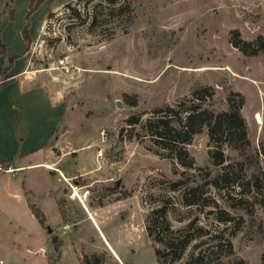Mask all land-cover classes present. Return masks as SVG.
<instances>
[{
	"label": "rangeland",
	"instance_id": "374dc122",
	"mask_svg": "<svg viewBox=\"0 0 264 264\" xmlns=\"http://www.w3.org/2000/svg\"><path fill=\"white\" fill-rule=\"evenodd\" d=\"M62 1L67 2L48 16L40 41L30 46L34 66L50 73L66 100V114L50 142L60 140L53 154L67 172L78 174L62 178L52 191L56 204L53 198L35 197L52 235L64 239L67 230L77 237L83 264H184L199 238L181 258L170 261L156 255L161 244L147 229L152 210L167 205L171 228L197 217L196 223L209 229L200 237L205 243H213L211 235L219 230L230 237L233 253L223 252L224 260L263 264L264 189L243 207L209 185V205H186L184 184L173 189L172 183L202 184L221 168L208 155L206 127L185 144L194 161L186 167L153 140L144 123L154 108L175 105L200 86L213 89L203 104L214 111L226 109L227 97L238 101L241 93L247 141L223 146L225 163H232L240 181L258 174L264 187V155L258 152L264 143V51L246 55L231 42L234 31L245 40L264 36V0H4L0 28L9 16L23 21L22 31L36 33L43 14ZM60 57L72 64L69 72L57 65ZM124 92L135 93L137 104L127 103ZM133 115L139 121L129 124ZM68 122L72 130H67ZM78 152L83 155L77 157ZM95 165L97 170L81 172ZM40 170L34 171L36 189L47 184ZM75 190L79 198L72 197ZM212 198L235 219L217 220ZM239 217L240 226L232 233ZM6 228L9 235L2 241L9 242L7 252L0 250L4 262L13 251L29 253L27 238L15 234L14 226ZM15 240L20 245H13ZM48 247L56 257L55 247ZM61 250L56 264H72L68 248Z\"/></svg>",
	"mask_w": 264,
	"mask_h": 264
},
{
	"label": "crops",
	"instance_id": "0c3cea01",
	"mask_svg": "<svg viewBox=\"0 0 264 264\" xmlns=\"http://www.w3.org/2000/svg\"><path fill=\"white\" fill-rule=\"evenodd\" d=\"M65 2H59L52 10ZM4 7V0H0V16L5 12ZM47 20L48 15L43 14L36 33L32 30L31 48L40 41ZM22 26L23 21L6 16L0 28V47L4 50H0V82L7 75L11 77L7 84L0 86V250L7 252L5 244L9 242L2 241V237L7 238L6 227L10 225L16 228L15 232L18 231L15 234L27 238L25 247L30 254L13 251L7 254V262L0 260V264H49L52 254H49L47 245L54 246L49 230L52 226L41 223L30 202L37 204L35 197L40 196L44 200L53 198L56 204L57 197L52 191L56 190L62 178L67 180L78 174L76 171L67 172L65 167L60 166L61 158H55L53 154V147L60 140L55 144L50 142L66 114V100L50 73L34 66L31 48L26 49ZM13 54L19 55L3 74L2 67L8 65ZM72 127V123L68 122L67 130H72ZM71 146L77 145L71 143ZM82 155L77 153V157ZM36 170H40L41 176L43 172L42 178L47 181L43 189L33 186L32 181H37L34 176L37 175L34 173ZM92 170H97V165L86 167L81 172ZM65 233L64 239L61 237L63 243L58 260L63 254L61 247L65 246L72 264H83L78 238L70 236L67 230ZM16 244L15 240L13 245Z\"/></svg>",
	"mask_w": 264,
	"mask_h": 264
},
{
	"label": "trees",
	"instance_id": "16d2710c",
	"mask_svg": "<svg viewBox=\"0 0 264 264\" xmlns=\"http://www.w3.org/2000/svg\"><path fill=\"white\" fill-rule=\"evenodd\" d=\"M52 13L53 10L50 9L47 15L50 16ZM23 34L27 43L26 49H28L32 36L27 28H24ZM231 42L246 55L264 51L263 35H258L257 39L245 40L239 37L238 31H234ZM18 55L13 54L8 65L4 64L2 67L3 74L6 73ZM10 80L11 77L7 75L0 82V86L7 84ZM212 94L213 89L210 86L197 87L193 89L190 96L180 99L175 105L166 104L154 108L144 124L153 140L165 148L170 156L176 158L186 167H193L194 161L189 156L185 144L189 142L194 133L200 132L206 127L211 142L208 147V155L212 163L221 165V168L213 176L205 179L202 184H188L183 179H178L172 183V188L175 189L184 184L182 187L183 202L186 205H197L203 208L210 204L209 197L205 194L208 190L206 186L213 185L218 189L224 190L228 197L233 196L234 200H236L233 204L244 207L246 204L253 203L256 200L257 193L264 189L261 185V177L258 174H252V177L244 179V182L240 181L237 170L232 166V163H225L226 158L223 148V146H235L241 141H247L246 122L240 111L244 97L241 93H237L239 97L238 101H236L229 95L227 97L228 107L214 111L203 104L206 96ZM124 98L131 105L137 104V95L135 93L124 92ZM138 121L139 117L137 115L128 118L129 124H135ZM57 129L58 127L53 134L54 139ZM258 152L264 155V143H261ZM195 168L200 169L198 166ZM239 170H241V166ZM232 191L238 193L233 195ZM249 193L253 196L252 200L248 195ZM234 196H237V198ZM211 202L217 207L215 211L217 220L226 223L235 219L229 214L228 210L219 206L218 201L212 198ZM30 206L39 220L44 223L46 219L44 211L35 202H30ZM166 212L167 205H160L154 208L147 224L149 234L161 244V246L155 248L157 256H166L170 261L177 260L181 258L190 242L195 238H199L193 244V249L189 251L184 264H244L242 258L231 262L222 258L223 252L227 254L233 253L230 237L225 235L223 231L219 230L211 235L210 239L214 242L207 244L205 243L207 239L203 240L200 237L208 234L209 229L202 224L196 223L197 217L190 219L184 227L173 229L169 219L166 217ZM159 216L161 220H159ZM240 221V217L235 221L232 233L240 226ZM51 242L57 251V255L56 257L50 256L49 264H56L60 256V246L63 243V239L58 237L57 234H53ZM261 258L264 264V250Z\"/></svg>",
	"mask_w": 264,
	"mask_h": 264
},
{
	"label": "built area",
	"instance_id": "2783aa9c",
	"mask_svg": "<svg viewBox=\"0 0 264 264\" xmlns=\"http://www.w3.org/2000/svg\"><path fill=\"white\" fill-rule=\"evenodd\" d=\"M57 65L65 72H69L72 67V64L67 57H60Z\"/></svg>",
	"mask_w": 264,
	"mask_h": 264
},
{
	"label": "bare ground",
	"instance_id": "6f19581e",
	"mask_svg": "<svg viewBox=\"0 0 264 264\" xmlns=\"http://www.w3.org/2000/svg\"><path fill=\"white\" fill-rule=\"evenodd\" d=\"M256 117L258 119V122L261 123L262 122V116L260 115V113H257V116ZM72 197H77V198L80 197V193L78 192V190H75V192L72 195Z\"/></svg>",
	"mask_w": 264,
	"mask_h": 264
},
{
	"label": "water",
	"instance_id": "95a60500",
	"mask_svg": "<svg viewBox=\"0 0 264 264\" xmlns=\"http://www.w3.org/2000/svg\"><path fill=\"white\" fill-rule=\"evenodd\" d=\"M49 230L52 231V227H49Z\"/></svg>",
	"mask_w": 264,
	"mask_h": 264
}]
</instances>
